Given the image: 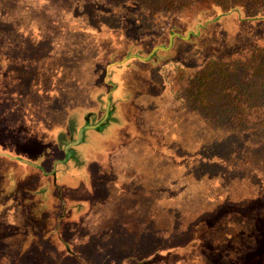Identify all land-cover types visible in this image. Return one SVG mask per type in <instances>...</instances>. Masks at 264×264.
<instances>
[{"label":"rangeland","instance_id":"rangeland-1","mask_svg":"<svg viewBox=\"0 0 264 264\" xmlns=\"http://www.w3.org/2000/svg\"><path fill=\"white\" fill-rule=\"evenodd\" d=\"M167 5L0 0V264H264V150L190 85L239 25Z\"/></svg>","mask_w":264,"mask_h":264},{"label":"trees","instance_id":"trees-1","mask_svg":"<svg viewBox=\"0 0 264 264\" xmlns=\"http://www.w3.org/2000/svg\"><path fill=\"white\" fill-rule=\"evenodd\" d=\"M41 1L59 3L63 0ZM138 1L148 8L159 9L168 7L167 1L171 0ZM209 2L220 8L222 17L232 18L231 23L233 26L238 24L239 29L236 30L235 41L231 42V39H228L230 32L228 28L226 29L227 26H224L222 21L221 23L217 21L218 33L223 35L227 44L225 46L227 49L223 51H226L228 57L222 61L210 59L205 62L204 68L193 76L190 85L197 83L195 92L200 102L197 109L202 113L208 110L206 104L205 108L201 105L208 102L207 92L211 88L210 103L225 102L227 107L220 116L214 118L211 116V119L217 117L218 120H223L216 128L220 126H222L220 129L227 128L225 135L233 132L240 140L253 143L264 150V0H209ZM239 14L244 21H250L244 31L240 30L242 22L238 18ZM211 51L214 52L212 47ZM220 83L223 85L216 93L214 88L220 86ZM223 87L225 88L222 89ZM206 116L207 114L204 118L207 119Z\"/></svg>","mask_w":264,"mask_h":264}]
</instances>
